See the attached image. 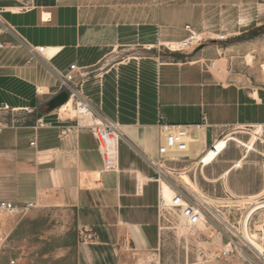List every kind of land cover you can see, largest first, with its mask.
Returning <instances> with one entry per match:
<instances>
[{"label":"crops","instance_id":"0c3cea01","mask_svg":"<svg viewBox=\"0 0 264 264\" xmlns=\"http://www.w3.org/2000/svg\"><path fill=\"white\" fill-rule=\"evenodd\" d=\"M91 1L0 0V18L10 27L0 32V201L37 207L50 198L57 207L73 210L78 259L101 263L126 251L144 255L160 245L158 203L163 206L164 184L150 163L163 141L160 124L187 127L185 155L193 165L207 153L202 147L215 145V129L253 126L263 134L264 88L250 92L223 83L202 64L192 66L200 60L171 61L160 50L117 59L128 45L129 26L116 18L110 22ZM21 6L26 10L19 11ZM42 13L49 18L43 20ZM22 42L54 55L32 58ZM70 64L77 69V94L120 129L110 158L113 169L103 168L89 128L49 105L60 92L58 72ZM228 135L225 145L209 151L211 159L195 168L202 167L205 181L217 179H209L204 168L230 141H239ZM249 153H241L219 177L226 180ZM194 179L198 183L196 173Z\"/></svg>","mask_w":264,"mask_h":264},{"label":"rangeland","instance_id":"374dc122","mask_svg":"<svg viewBox=\"0 0 264 264\" xmlns=\"http://www.w3.org/2000/svg\"><path fill=\"white\" fill-rule=\"evenodd\" d=\"M91 3L94 8L106 11L105 18L112 20L110 22L114 23L116 18L123 26H129L128 45L116 54L117 59L147 50L165 52L173 58L171 61L200 60L192 64L198 67L200 64L204 67L213 59L222 71L221 78H217L215 70H211L216 80L250 92L264 88V0H92ZM186 24L197 32H207L205 42L183 51H171L159 44L160 41H180ZM219 33L226 36L223 41H216ZM236 126L214 130V141L228 132V136L239 140L230 141L225 151L204 168L205 175L209 179L216 178V182L205 181L198 170L188 172L192 167L190 163L174 171L187 170L186 176L193 179L196 173L201 189L213 198L226 199L257 192L264 185V144L258 139L259 131L247 160L239 168H233L226 180L219 177L240 157L243 152L240 142H249L250 134ZM262 133L264 138V129ZM203 135L201 133L204 141ZM215 148L212 145L202 150L216 153ZM102 165L105 169L103 159ZM174 171L170 173V180L180 185L172 174ZM162 181L165 207L174 190ZM218 208L227 221L239 228L245 211L241 205L226 203ZM198 211H194L197 219L190 221L164 208L159 222L161 241L154 252L137 255L126 251L118 258L90 263L78 259V231L73 210L57 207L50 198H44L37 207L33 205L26 210L18 208L13 213L0 210V264L10 259H16L19 264H146L150 260L157 264H264L207 210ZM247 232L256 244L264 245V209L250 213Z\"/></svg>","mask_w":264,"mask_h":264},{"label":"built area","instance_id":"2783aa9c","mask_svg":"<svg viewBox=\"0 0 264 264\" xmlns=\"http://www.w3.org/2000/svg\"><path fill=\"white\" fill-rule=\"evenodd\" d=\"M26 6H21L19 8V11L26 10ZM10 27L6 22H4L0 18V32H8ZM184 36L180 39L179 43V50L183 51L187 50L188 48H196L197 46L201 45L203 42H205L207 38V32H197L194 28H192L189 24H186L183 26ZM226 38V36L223 33H219L216 36V41H223ZM22 45L26 47L28 50L30 56L33 58L36 55H40L44 57L46 60L50 59L54 53L50 54L49 56H46V49L44 50V47H34L26 42H22ZM3 46L2 43H0V48ZM215 68V60L209 59L206 64H204V69L211 73V70ZM76 66L75 64H70L68 70L66 72H58L59 73V86L58 89L60 91H65L68 94V97H74V95L77 94V84L76 81ZM77 100H79V105L85 106L88 110H90L91 115L93 117H97L99 119V124L87 126L95 138L97 142V147L99 150V153L104 161V158L106 157V153L101 151V145L107 144V141L112 138L113 135H115L116 140L120 136V129L118 126L113 123L112 121L101 117L89 104L88 101H86L82 96L78 95L76 97ZM8 106L6 104H3L1 107V110H7ZM162 142L159 144L157 153L158 158L155 161H151V165L155 168L157 172V177L160 180H164L173 190L174 194L171 198V201L169 205L163 207L161 206V200L158 203V211H159V218L162 217V211L164 208H167L168 210L175 211L177 214H180L184 217L191 218L195 215L194 211L199 210L198 212H201V206L198 203V201L191 195L185 188H183L179 184H175L174 181L170 180L171 175L166 170L174 171L176 168L172 164H178V169L186 168L184 165L191 164L194 160H189L188 157L185 155L188 141V129L186 126L183 125H169V124H160L159 126ZM2 129V126L0 124V130ZM211 142L208 147L212 146ZM31 146L34 145V140L30 141L29 143ZM197 160V159H196ZM105 164V162H104ZM241 166V165H240ZM105 169L110 170L113 169L114 164H105ZM198 167V166H197ZM238 167V166H237ZM201 166L198 168L199 172L201 171ZM239 168V167H238ZM188 172H190L188 170ZM169 177V179H168ZM33 206V203H25L23 206L17 207L16 204L13 202L8 201H0V210L1 211H11L16 210L17 208L21 209H28ZM159 229L161 227L159 226ZM154 252V251H153ZM5 264H19L16 259H10ZM146 264H157L154 260L147 261Z\"/></svg>","mask_w":264,"mask_h":264},{"label":"bare ground","instance_id":"6f19581e","mask_svg":"<svg viewBox=\"0 0 264 264\" xmlns=\"http://www.w3.org/2000/svg\"><path fill=\"white\" fill-rule=\"evenodd\" d=\"M49 15H46V13H42V19H48ZM179 41H172L167 42L166 47L170 49L171 51H178L179 50ZM51 49H47L46 56L50 54L49 51ZM215 70L216 74H219L221 72V69L215 66L213 69ZM263 78H264V66H263ZM79 95V94H76ZM74 97H68V100L60 105L58 108V112L60 116H68L70 117H76L77 121L80 123V126H91L95 124H99V119L97 117H93L91 115L90 110H88L85 106L79 105V100L74 99ZM75 100V101H73ZM74 102V103H73ZM69 117V116H68ZM237 129L243 130L245 132L250 133V138L248 143H242L240 142V145L243 146V152L242 155H247L250 150L253 148V142L257 138V130L253 126H238ZM229 133V132H228ZM226 133L224 136H221L218 138V140L215 142L216 148L219 150L225 145V136L228 135ZM116 136L113 135L112 138H110L107 141V144L101 145V151L106 153V157L104 158L107 164H113V159H110L113 150L115 149V142H116ZM258 139L260 140V143L264 144V138L263 135H259ZM264 156V151H263ZM211 159V153L207 152L204 153L197 161L194 162L192 165L194 167L193 171H195V168L198 166L199 163L205 164ZM239 167V166H238ZM169 174L171 173V170L166 169ZM187 170H181V171H174L172 174L174 177H176L177 181L182 185L193 197L198 201L200 206L207 210L211 216L221 225L224 226V228L233 236L237 237L245 246H247L250 250L255 252L259 258H261L264 261V252L262 250L264 249V245L262 244H256L252 236H250L247 232V224L250 218V213L253 210H259L264 209V185L255 193L244 195V196H233L226 199L221 198H213L206 193H204L200 187L198 186V183L195 179L189 178L186 176ZM97 175V174H96ZM231 204V203H237L241 205V207L245 210L240 218L239 222V228L234 227L229 221L226 220L225 216L221 213L219 210V205H225V204ZM197 219V215L195 213L194 216L189 218L190 221H195ZM157 262V261H156Z\"/></svg>","mask_w":264,"mask_h":264},{"label":"water","instance_id":"95a60500","mask_svg":"<svg viewBox=\"0 0 264 264\" xmlns=\"http://www.w3.org/2000/svg\"><path fill=\"white\" fill-rule=\"evenodd\" d=\"M68 100V94L65 91H60L51 98L49 105L51 108H57Z\"/></svg>","mask_w":264,"mask_h":264}]
</instances>
